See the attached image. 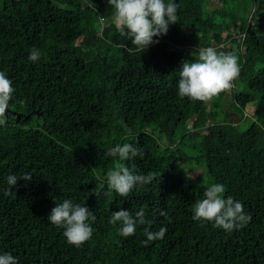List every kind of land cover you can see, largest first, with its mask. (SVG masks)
<instances>
[{"label": "trees", "instance_id": "obj_1", "mask_svg": "<svg viewBox=\"0 0 264 264\" xmlns=\"http://www.w3.org/2000/svg\"><path fill=\"white\" fill-rule=\"evenodd\" d=\"M172 2L177 23L143 52L119 34L107 0H0V71L15 88L0 125V253L19 264H264V0ZM208 46L238 56L234 86L207 103L180 98L181 63ZM124 143L143 151L124 163L156 178L106 195L99 185L118 158L105 152ZM24 173L31 180L5 195L8 175ZM212 183L242 202L245 227L193 220ZM64 199L96 216L81 247L47 219ZM121 208L144 210L132 236L110 223ZM161 227L145 245V228Z\"/></svg>", "mask_w": 264, "mask_h": 264}, {"label": "clouds", "instance_id": "obj_2", "mask_svg": "<svg viewBox=\"0 0 264 264\" xmlns=\"http://www.w3.org/2000/svg\"><path fill=\"white\" fill-rule=\"evenodd\" d=\"M112 7L111 21L119 34L127 37L131 45L137 51H146L149 46L158 43L154 37L166 35L171 24L178 21V5L172 0H107ZM103 19V17H101ZM130 52L132 48L128 49ZM42 52L36 47L29 49L28 60L35 63L40 60ZM192 60H185L180 65L179 80L177 84L178 96L192 101L207 103L218 94L229 91L234 86V81L240 73L238 56L232 51H218L217 48L199 47L192 53ZM12 80L5 72L0 71V125L6 123V117L10 101H12L15 88ZM105 156L118 158L113 168L107 171L105 180L99 185L101 189L107 188L106 195L113 192L121 197H127L137 186L150 184L156 174L149 172L140 174L133 164L129 168L124 161L143 157L140 147L130 143L117 144L107 149ZM30 173H24L17 177L10 174L7 177L9 189L4 190L8 195L18 180H31ZM188 179H195L189 176ZM225 186L222 183H212L205 187L202 199H198L192 205L193 220L209 222L214 227L231 232L245 227L251 220V216L245 212L242 202L233 197L225 198ZM160 215L167 217L164 210ZM48 221L63 229V236L69 245L81 247L89 241L93 235L90 222H95L96 216L87 206L73 203L71 199H64L56 203L47 217ZM119 222V233L123 237L135 234L138 225H145L144 210L138 211L133 216L128 210L121 208L112 213L110 223L116 225ZM166 227L158 231H150L145 228L144 235L148 242L162 239L166 233ZM0 264H19L18 258L10 252L0 253Z\"/></svg>", "mask_w": 264, "mask_h": 264}, {"label": "rangeland", "instance_id": "obj_3", "mask_svg": "<svg viewBox=\"0 0 264 264\" xmlns=\"http://www.w3.org/2000/svg\"><path fill=\"white\" fill-rule=\"evenodd\" d=\"M211 4L212 5H214V4H216V0H211ZM103 15V14H102ZM101 17H103V19H101ZM100 17V19L101 20H103V21H106V18H107V16H101ZM226 105V104H225ZM181 157L179 156V159H180ZM187 167H188V169H189V172L191 173V174H202L203 176H204V174L202 173L203 172V170H202V168L200 167V166H197V165H187ZM205 173V172H204Z\"/></svg>", "mask_w": 264, "mask_h": 264}, {"label": "water", "instance_id": "obj_4", "mask_svg": "<svg viewBox=\"0 0 264 264\" xmlns=\"http://www.w3.org/2000/svg\"><path fill=\"white\" fill-rule=\"evenodd\" d=\"M37 113H40V112H38L37 110H35ZM11 112L12 113H14L15 111L14 110H11ZM19 118V113H16V119H18Z\"/></svg>", "mask_w": 264, "mask_h": 264}]
</instances>
